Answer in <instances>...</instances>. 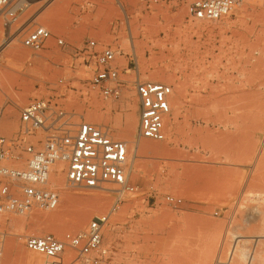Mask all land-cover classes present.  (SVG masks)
Listing matches in <instances>:
<instances>
[{
    "label": "rangeland",
    "instance_id": "rangeland-1",
    "mask_svg": "<svg viewBox=\"0 0 264 264\" xmlns=\"http://www.w3.org/2000/svg\"><path fill=\"white\" fill-rule=\"evenodd\" d=\"M193 1L161 0L149 9L144 0H64L60 18L53 15L62 26L54 29L51 15L59 0H29L19 29L9 32L0 25V106L4 108L0 135L14 137L22 108L34 99L50 98L74 113V121L110 127L113 138L127 140L129 149L138 141L168 142L165 154L140 156L143 168L136 177L130 172L134 152L128 151L129 181L136 192L124 195L104 229V242L111 250L108 264H233L232 259L234 264H264V0H245L217 21L192 18ZM38 25L50 29L53 36L42 50L32 51L22 39ZM56 37L63 38L65 45H58ZM88 39L95 40L98 48L121 49L120 75L127 83L120 97L104 99L90 86L94 66L78 57ZM12 48L22 50V56L9 61L6 55ZM131 55L136 57V73ZM158 70L163 71L162 78L152 77ZM9 73L27 78L30 85L23 90L18 85L21 79L16 82ZM135 77L173 88L163 141L138 139ZM27 90V101L18 105V95ZM94 101L103 104L98 117L89 112ZM127 114H134L138 122L130 139L120 137ZM170 121H175V130L168 138ZM48 134L39 129L28 140L39 148ZM186 166L201 170L190 172ZM63 168L64 188L53 182L55 166L48 187L56 189L60 199L67 191L99 196L103 208L80 229L73 222L89 206L85 200L61 206L59 201L53 210L0 211L2 264L43 263L41 255L26 247L27 236L51 233L63 238L85 229L114 205L118 185L72 187ZM166 194L182 198V203L169 205ZM76 255L67 249L66 263Z\"/></svg>",
    "mask_w": 264,
    "mask_h": 264
},
{
    "label": "built area",
    "instance_id": "built-area-1",
    "mask_svg": "<svg viewBox=\"0 0 264 264\" xmlns=\"http://www.w3.org/2000/svg\"><path fill=\"white\" fill-rule=\"evenodd\" d=\"M147 8L161 0H144ZM245 0H194L189 5V15L195 19L217 21L228 16ZM29 0H0V25L19 29L21 20L29 7ZM50 29L38 25L27 31L22 44L40 51L52 38ZM58 45H65L56 37ZM121 49L104 46L88 39L78 52V57L94 66L89 79L90 86L104 99L118 98L127 80L120 75ZM138 71L136 57L131 55ZM138 98V139L163 141L165 121L171 113L170 84L154 81H132ZM72 112L65 111L57 102L48 98L34 99L22 108L20 129L12 138L0 135V211L27 213L34 207L55 209L60 201L56 189L48 187L49 177L57 163L64 164L66 182L72 187L99 188L105 182L118 185L114 205L107 213L95 216L88 226L63 238L54 234L29 235L25 245L33 253L44 258V264H67V249L76 252L75 261L80 264H108L111 250L104 242V229L110 216L118 208L126 194L136 192L129 181L128 144L113 138L110 127L94 122L74 121ZM4 108L0 106V123ZM42 129L49 134L37 148L28 136ZM24 155H26L24 157ZM22 165V166H21ZM164 200L174 207L182 198L166 194ZM3 259V243L0 241V264Z\"/></svg>",
    "mask_w": 264,
    "mask_h": 264
},
{
    "label": "bare ground",
    "instance_id": "bare-ground-1",
    "mask_svg": "<svg viewBox=\"0 0 264 264\" xmlns=\"http://www.w3.org/2000/svg\"><path fill=\"white\" fill-rule=\"evenodd\" d=\"M49 1V0H47ZM67 1V0H66ZM253 1V0H252ZM58 2V0H57ZM43 3V2H41ZM253 4V2H252ZM42 6V5H41ZM40 7V6H39ZM62 9H64V0H59L58 3H56V6H54V9L52 10L53 13L55 14H52L51 13L49 14V16L51 15L52 18H53V15L56 16V19L59 17L58 13H60L62 15V13L64 11H62ZM51 11V10H50ZM62 12V13H61ZM262 13H264V11H262ZM41 14V13H40ZM58 17H57V15ZM49 16H47L46 18H48ZM55 16L53 18V22L51 20V27H53L54 29L55 28H58L60 26H62V21L60 22L59 20H55ZM44 18V17H43ZM45 18V19H46ZM60 18V17H59ZM44 19V20H45ZM47 24V22H46ZM264 25V24H263ZM64 26V25H63ZM25 29V28H24ZM22 32V30L20 32H16V36L15 37H18V35H20V33ZM2 35V30H0V37ZM2 38V37H1ZM15 40V39H14ZM1 48V47H0ZM7 57V60H12L14 58H18V57H21L22 56V50H17L16 48H12V50L8 53V55H6ZM6 60V59H5ZM7 63V61H5ZM3 72V71H2ZM163 71L162 70H158V71H153L152 72V77H157L159 76L160 78H162L161 76L164 75L162 73ZM5 74V73H4ZM162 74V75H161ZM7 76L9 78H11L12 80H15L17 82V80L21 79V82L18 84L20 86H22V89L24 88L25 90L27 89V85H30V81L25 78V77H13L14 75H11L10 73L7 74ZM32 87V86H31ZM30 87H28V90H29ZM23 89V90H24ZM33 89V88H32ZM27 91H24V93L22 94H19L18 95V99L16 100V103L18 105H22L23 103H25L28 99V94L25 93V92H28ZM0 96H2V94H0ZM198 96V95H197ZM103 105V104H102ZM102 105L98 102H95L92 104V109L89 111L91 114L94 115V117H98L99 115H101V109H102ZM23 106V105H22ZM177 106V105H176ZM17 107V106H16ZM90 114V116H91ZM134 114H127L126 116V119H125V122H124V125L122 127H120V131H121V134H120V137H126V138H132L134 136V134H136V126L138 124L137 120H136V116L134 117L133 116ZM197 116V115H196ZM199 118V117H198ZM197 118V119H198ZM196 120V119H195ZM167 121V120H166ZM101 122V121H100ZM169 125V124H168ZM170 129L168 130V134H167V137L168 138H171L170 137V134H171V131L174 129V125H175V121H170ZM10 127V126H9ZM175 130V129H174ZM166 133V132H165ZM125 139V138H124ZM127 141V140H126ZM133 141V140H131ZM134 142V141H133ZM131 143V142H130ZM161 143V142H160ZM167 141L164 142V143H161V144H153V143H150V142H147V141H143V142H135L133 145H130L132 147V149H129L128 151L130 152L131 150L134 152V157L132 159V164H131V168H130V172L131 174L133 175V177L135 176H138L140 171L142 170L143 168V164L141 160H139L140 156H143L142 154H147V153H151V154H154V155H162V154H165L167 151H168V146H167ZM132 154V153H131ZM130 155V154H129ZM64 166V164L62 163H57L55 164V167H56V172H54V179H53V182L55 185H58V187L60 186H63V176L61 174V171H62V167ZM186 169H189L188 171L192 170L194 171L195 173L196 172H199V170H201L199 166H186L185 167ZM64 169V168H63ZM190 171V172H192ZM51 175V174H50ZM184 180V179H183ZM186 180L190 181L192 180V177H186ZM59 187V188H60ZM57 188V187H56ZM58 188V189H59ZM62 188V187H61ZM64 188V186H63ZM64 190V189H63ZM67 191V190H66ZM62 193V192H61ZM62 197L60 199V206L63 202H67V201H72V200H75V199H80L81 201L85 200L86 202H90L89 203V206L87 208H85L82 212H80V214H78L77 216H75L76 218L74 219V222H73V226L75 228H82L84 226V224H86V222L88 221V219L90 218L91 214L94 213L95 211H99L103 208L104 206V203L102 202V198L99 197V196H94V195H90V194H86V193H76V194H72L71 192H63L62 193ZM59 206V207H60ZM63 206V205H62ZM64 207V206H63ZM127 208V207H126ZM126 208L124 210H126ZM61 209V208H60ZM220 234V233H219ZM217 235V234H216ZM219 237V236H218ZM220 238V237H219ZM217 242V241H216ZM222 244V243H221ZM218 246V245H217ZM227 246V244H226ZM213 248V247H212ZM217 248V247H216ZM228 248V247H227ZM215 249V248H214ZM212 250V249H211ZM228 250V249H227ZM217 251V250H215ZM224 251V250H223ZM227 252V251H226ZM248 252V251H247ZM246 252V253H247ZM253 252V251H252ZM258 250L254 247V254H258ZM234 253V252H233ZM215 254V253H214ZM264 254V253H263ZM225 255V254H224ZM238 254H236L237 256ZM234 256V258L236 257ZM222 257V255H221ZM246 257H247V254H246ZM249 257V256H248ZM247 257V258H248ZM223 258V257H222ZM221 259V258H220ZM224 261V260H223ZM233 261L234 263H236L233 259L231 260ZM240 261V260H239ZM221 262H222V259H221ZM220 262V263H221ZM238 262V261H237ZM211 263V262H210ZM223 263V262H222ZM221 263V264H222ZM233 263V264H234ZM37 264H44V262L42 263V261L38 260V263ZM223 264H226L223 263Z\"/></svg>",
    "mask_w": 264,
    "mask_h": 264
}]
</instances>
